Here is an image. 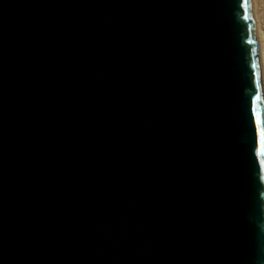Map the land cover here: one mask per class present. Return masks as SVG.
I'll list each match as a JSON object with an SVG mask.
<instances>
[{"label":"water","instance_id":"95a60500","mask_svg":"<svg viewBox=\"0 0 264 264\" xmlns=\"http://www.w3.org/2000/svg\"><path fill=\"white\" fill-rule=\"evenodd\" d=\"M257 92L248 0H0V264H259Z\"/></svg>","mask_w":264,"mask_h":264},{"label":"snow or ice","instance_id":"6c2138e0","mask_svg":"<svg viewBox=\"0 0 264 264\" xmlns=\"http://www.w3.org/2000/svg\"><path fill=\"white\" fill-rule=\"evenodd\" d=\"M255 68V65H253ZM255 76V72H253ZM259 92L251 98V118L252 126L255 129V149L254 153L260 168V180L264 181V115L257 107Z\"/></svg>","mask_w":264,"mask_h":264},{"label":"bare ground","instance_id":"6f19581e","mask_svg":"<svg viewBox=\"0 0 264 264\" xmlns=\"http://www.w3.org/2000/svg\"><path fill=\"white\" fill-rule=\"evenodd\" d=\"M248 1H249L253 27H254L258 66L260 72V81H261L263 105H264V34L260 29V25H259V18L256 10V0H248ZM262 23L264 24V21Z\"/></svg>","mask_w":264,"mask_h":264},{"label":"rangeland","instance_id":"374dc122","mask_svg":"<svg viewBox=\"0 0 264 264\" xmlns=\"http://www.w3.org/2000/svg\"><path fill=\"white\" fill-rule=\"evenodd\" d=\"M256 10L259 18L260 29L264 34V24L262 23L264 21V0H256Z\"/></svg>","mask_w":264,"mask_h":264},{"label":"clouds","instance_id":"9594fccd","mask_svg":"<svg viewBox=\"0 0 264 264\" xmlns=\"http://www.w3.org/2000/svg\"><path fill=\"white\" fill-rule=\"evenodd\" d=\"M259 264H264V259H261V260L259 261Z\"/></svg>","mask_w":264,"mask_h":264}]
</instances>
